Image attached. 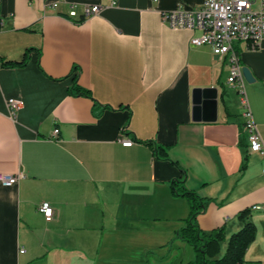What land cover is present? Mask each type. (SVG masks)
Instances as JSON below:
<instances>
[{"label":"crops","instance_id":"0c3cea01","mask_svg":"<svg viewBox=\"0 0 264 264\" xmlns=\"http://www.w3.org/2000/svg\"><path fill=\"white\" fill-rule=\"evenodd\" d=\"M203 1L117 0L76 22L61 15L69 2L108 0H0V173L21 174L0 182V264H188L182 181L202 198V231L223 229L220 255L250 209L245 264H264L263 156L249 150L229 61L162 17ZM239 51L264 139V40ZM207 86L219 90L217 119L195 121L193 89ZM10 97L23 102L15 118Z\"/></svg>","mask_w":264,"mask_h":264},{"label":"built area","instance_id":"2783aa9c","mask_svg":"<svg viewBox=\"0 0 264 264\" xmlns=\"http://www.w3.org/2000/svg\"><path fill=\"white\" fill-rule=\"evenodd\" d=\"M259 7L255 8V0H204L198 8L188 9L183 6L162 13L163 20L174 29L200 30V34L191 39L193 45L207 44L215 54L227 58L230 64L228 83L235 87L241 95L243 108L242 117L244 129L249 138V150L259 152L263 156L264 173V139L254 119L252 109L245 91L243 65L241 63L239 44L246 42L252 48H257L264 40V0H258ZM58 8L59 1L51 3ZM79 5H82L80 12ZM117 0H108L107 4H79L70 3L66 13L62 16L79 22L82 18L98 14L105 6H116ZM10 116L16 117L23 106L22 99L10 97L7 99ZM60 129L53 130L54 137H58ZM123 135V133H122ZM123 145L131 146L135 140L121 137ZM21 174L0 173V182L4 185L15 184ZM260 207V206H256ZM47 220L54 216V208L50 202L44 201L39 206ZM24 252V249L21 250Z\"/></svg>","mask_w":264,"mask_h":264},{"label":"trees","instance_id":"16d2710c","mask_svg":"<svg viewBox=\"0 0 264 264\" xmlns=\"http://www.w3.org/2000/svg\"><path fill=\"white\" fill-rule=\"evenodd\" d=\"M0 18V28H1ZM82 18L79 22H82ZM27 55V54H26ZM22 62H4L9 65H23ZM76 93L84 94L92 97L90 90L80 86L76 87ZM167 156L168 151L162 148ZM180 189L176 191L178 195L186 196L190 203V213L186 218V225L178 232V237L186 241L192 246L195 252V257L188 264H245L244 254L249 244L255 239L256 224L250 219V209L243 210L239 214V219L244 222L242 228L233 233L226 247L225 252L221 253V242L225 240L223 229L214 230L210 233H205L199 226L198 215L204 207L202 198L194 191L190 190L181 182ZM182 191V193H179Z\"/></svg>","mask_w":264,"mask_h":264},{"label":"water","instance_id":"95a60500","mask_svg":"<svg viewBox=\"0 0 264 264\" xmlns=\"http://www.w3.org/2000/svg\"><path fill=\"white\" fill-rule=\"evenodd\" d=\"M245 74L250 79L246 68ZM219 90L214 86L196 87L193 89V120L214 121L217 119Z\"/></svg>","mask_w":264,"mask_h":264},{"label":"rangeland","instance_id":"374dc122","mask_svg":"<svg viewBox=\"0 0 264 264\" xmlns=\"http://www.w3.org/2000/svg\"><path fill=\"white\" fill-rule=\"evenodd\" d=\"M256 1V3L254 4V6H255V8H258L259 7V4H260V2L258 1V0H255ZM230 87H232V86H229V88Z\"/></svg>","mask_w":264,"mask_h":264}]
</instances>
